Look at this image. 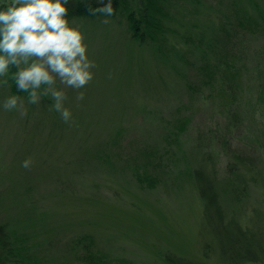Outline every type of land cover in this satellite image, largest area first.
Segmentation results:
<instances>
[{"label":"rangeland","instance_id":"obj_1","mask_svg":"<svg viewBox=\"0 0 264 264\" xmlns=\"http://www.w3.org/2000/svg\"><path fill=\"white\" fill-rule=\"evenodd\" d=\"M75 24L85 34L95 74L83 89L66 88L73 120L63 121L50 101L28 105L26 116L0 108V226L23 238L24 256H45L50 264L71 262L73 255L84 258L82 248L70 249L81 234L92 238L90 249L101 264H165L166 251L220 264L218 251L209 248L207 258L204 254L205 244L215 250L217 245L213 228L202 221L193 169L208 156L228 188L227 154L260 156L257 172H244L242 193L225 190L221 201L227 215L264 231V109L256 104L261 88L245 76L237 92L242 105L232 108L223 99L227 89L217 81L211 88L194 63L184 74L186 86L178 74L182 67L162 64L115 22ZM261 46L247 55L250 73L255 63L264 62ZM81 90L83 100L77 98ZM7 94L0 88V99ZM144 110L160 117L152 133L143 122ZM142 125L146 135L127 132ZM120 129L126 131L118 136ZM162 134L168 144L161 143ZM143 149L151 151L150 159L141 155ZM99 151L116 167L110 161L98 165ZM111 153L121 159L113 161ZM29 156L33 163L25 168L22 161ZM135 167L146 168L142 176L152 188L135 183L130 172Z\"/></svg>","mask_w":264,"mask_h":264},{"label":"trees","instance_id":"obj_2","mask_svg":"<svg viewBox=\"0 0 264 264\" xmlns=\"http://www.w3.org/2000/svg\"><path fill=\"white\" fill-rule=\"evenodd\" d=\"M89 6L95 7V0H89L88 5L85 0H69L70 19L73 23L105 21L104 14L90 13ZM113 6L116 11L107 20L119 25L126 37L150 48L162 64L168 62L173 69L179 71V66L182 67V73L178 72V74H181L186 86L188 82L184 74L188 65L194 63L196 65L194 68L206 76L207 84L211 88L212 82L217 81L220 87L227 89L223 99L226 103L228 102L227 106L231 105L234 108L242 105L237 92L239 93L240 88L244 87L243 80L246 76L248 82H256V85L261 88L256 104L263 103L260 106L264 109V62L255 63L254 72L251 73L248 72L249 66H247L249 64L247 55L251 48L256 44L264 43V0H212V2L207 0H114ZM72 12L75 15H72ZM186 58L191 62H187ZM9 84L10 86L6 88L8 93H16L18 90L15 82L10 80ZM20 95L26 96V93L21 92ZM48 101L49 99L45 98L42 102ZM143 116L144 124L152 133V128H157L155 118L158 114L149 111ZM148 116L150 117L147 118ZM235 116L236 120L240 118L238 112ZM241 124L242 120L237 123L238 126ZM143 129H145L144 125L141 129L134 126L127 132L130 134L134 130L135 133L146 135ZM119 131L118 136L126 130ZM165 138L162 134V144L167 141ZM166 143L168 144V141ZM111 144H114L113 140ZM147 150L143 149L144 152L141 153L146 160L150 159L148 154L151 152ZM153 150L158 152L156 148ZM227 155L229 157L228 188L220 184L208 156H203L200 164L193 169L197 193L202 204V221L206 227L213 228V238L217 245L215 250L212 244H205L204 254L207 258L208 252H212L209 248L215 251L212 254L218 251L220 264H264V231L243 226L234 218V215H227L221 201L225 190L227 191L225 193L231 191L235 195L242 193L243 189H240L239 185L247 182V172H257L255 164L260 156L247 158L233 151ZM111 156L113 161L121 159V156L113 153ZM94 158L100 166H107L106 163L111 160V157L102 151H99ZM111 161L112 165H110L115 168V164ZM144 169L135 167L133 172L130 171L131 177L138 185L145 184L152 188L153 182L142 176L145 174ZM253 179L250 178V181L253 182ZM235 206L240 208L238 204ZM7 231L4 225L0 226V264H50L45 256L31 258L26 257L27 253L24 256V250L21 248L23 238L19 235L12 237L11 232ZM92 244L93 240L89 235H78L74 241L75 247L70 249L75 251L77 248H82L86 256L82 258L76 253L78 257L75 258L73 255L71 262L65 258V262L57 264H78V262L101 264L99 257L90 249ZM162 259L165 264H204L176 256L169 251L162 255ZM50 260L52 261L53 257H50Z\"/></svg>","mask_w":264,"mask_h":264},{"label":"clouds","instance_id":"obj_3","mask_svg":"<svg viewBox=\"0 0 264 264\" xmlns=\"http://www.w3.org/2000/svg\"><path fill=\"white\" fill-rule=\"evenodd\" d=\"M113 5L114 0H95L88 11L104 14L107 22L116 11ZM94 67L85 34L70 19L69 0H0V88L12 80L18 90L4 95L0 108L26 116L28 105L48 98L49 108L70 122L66 88L83 89L93 79ZM84 95L81 90L77 98L83 100ZM32 163L29 156L22 166Z\"/></svg>","mask_w":264,"mask_h":264}]
</instances>
